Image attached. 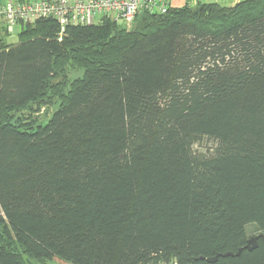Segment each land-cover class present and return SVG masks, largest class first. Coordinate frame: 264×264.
<instances>
[{
	"label": "trees",
	"instance_id": "1",
	"mask_svg": "<svg viewBox=\"0 0 264 264\" xmlns=\"http://www.w3.org/2000/svg\"><path fill=\"white\" fill-rule=\"evenodd\" d=\"M0 28V264H264L260 238L200 259L264 235V0L61 39L53 19L20 23L14 43ZM68 66L81 76L44 124L4 120Z\"/></svg>",
	"mask_w": 264,
	"mask_h": 264
},
{
	"label": "built area",
	"instance_id": "2",
	"mask_svg": "<svg viewBox=\"0 0 264 264\" xmlns=\"http://www.w3.org/2000/svg\"><path fill=\"white\" fill-rule=\"evenodd\" d=\"M171 0H0V23L9 34L19 30L20 23L53 19L59 26V39L68 25H90L110 19L126 30L131 28L139 11L165 13ZM148 264H178L176 260Z\"/></svg>",
	"mask_w": 264,
	"mask_h": 264
},
{
	"label": "rangeland",
	"instance_id": "3",
	"mask_svg": "<svg viewBox=\"0 0 264 264\" xmlns=\"http://www.w3.org/2000/svg\"><path fill=\"white\" fill-rule=\"evenodd\" d=\"M201 1L216 2L220 5L231 6L238 0ZM5 40L8 43H14L17 41V37L11 34L6 36ZM79 76H81V71L79 69L68 66L65 72L63 70L59 75H53L49 79L44 93L38 99L29 102L23 107L4 109V120L21 127H25V125L35 127L39 124H44L67 97L71 82ZM212 146L213 142L211 140L203 139L200 143L194 146V149L203 151ZM248 229L250 230V233H252L251 226H249ZM23 258L28 264H57L54 260H35L24 254Z\"/></svg>",
	"mask_w": 264,
	"mask_h": 264
},
{
	"label": "water",
	"instance_id": "4",
	"mask_svg": "<svg viewBox=\"0 0 264 264\" xmlns=\"http://www.w3.org/2000/svg\"><path fill=\"white\" fill-rule=\"evenodd\" d=\"M262 239L264 241V235L262 234H258V235H253L251 237H249L247 240H246V243L243 247H240L236 250V252H232V251H227V252H224V253H218L214 256H211V257H200V259L202 260H206L208 262H214L218 259V257H227V256H238L240 255L242 249H246V250H253L255 249L257 246H258V239Z\"/></svg>",
	"mask_w": 264,
	"mask_h": 264
},
{
	"label": "crops",
	"instance_id": "5",
	"mask_svg": "<svg viewBox=\"0 0 264 264\" xmlns=\"http://www.w3.org/2000/svg\"><path fill=\"white\" fill-rule=\"evenodd\" d=\"M239 1V0H238ZM198 2H204V3H206L205 1H201V0H171L170 1V6L171 7H179V6H182V5H185V4H188V5H190V6H193V5H195L196 3H198ZM237 2V1H236ZM235 2V3H236ZM1 29V28H0ZM18 32H19V30H18ZM18 32H16L15 34H13V35H15L16 37H17V35H18ZM9 35H11V34H9ZM8 35V36H9ZM1 36V35H0Z\"/></svg>",
	"mask_w": 264,
	"mask_h": 264
}]
</instances>
